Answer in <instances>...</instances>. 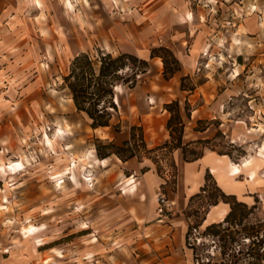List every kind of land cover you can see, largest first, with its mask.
Wrapping results in <instances>:
<instances>
[{"label": "rangeland", "instance_id": "374dc122", "mask_svg": "<svg viewBox=\"0 0 264 264\" xmlns=\"http://www.w3.org/2000/svg\"><path fill=\"white\" fill-rule=\"evenodd\" d=\"M84 3H53L45 21L37 19L38 27L30 38L31 54L23 57L21 50L9 57L8 63L0 64V91L3 95L7 90L14 91L10 103H20L22 109L31 107V112L24 115L25 123L20 118L22 110L15 114L17 122L9 123L15 132V144L9 148L0 146L4 156L0 164V264H103L104 243L92 242L95 238L91 236L89 214L93 210L88 211L85 198L88 187L96 185L98 198L111 188L105 186L103 168L96 166L98 158L110 156V167H115L120 163L118 158L125 161L131 155L149 157L159 169L168 171L173 186V150L187 141L184 135L188 119L201 115L200 111L193 112L188 102H179L178 116V99L157 107L149 96L164 69L161 64L150 60L145 63L136 56L135 60L118 62L113 73L112 101L117 108L108 110L115 136L104 139L100 131L95 132L92 119L76 107L64 76L70 74L73 58L80 52L91 55L97 73L103 55L110 53L116 58L124 52L103 47L102 18L79 12L78 8L86 7ZM198 3L210 5L220 31L217 41L221 47H213V52L220 54L211 57L210 65L203 64V72L219 82L220 92L228 90L232 96L224 108L222 121L227 126L209 142L187 148V156L192 158L204 148L223 152L231 163L242 159L239 166L231 164L232 170L234 166L239 171L250 169L251 176L258 180V169L264 165L263 143L233 141L230 132L237 136L238 128L231 125L235 122L264 131V0ZM245 20L258 21L262 29L246 34L242 30ZM156 52L171 61L168 52ZM109 77L97 82L103 83ZM188 87H193L189 80L183 81L182 88ZM95 90L96 87L90 89ZM104 104L110 106L96 99L86 103L91 109H101ZM206 122L199 120L195 129L203 130ZM247 160L251 163L245 165ZM93 165L99 174L89 171ZM47 171L48 178H54L50 176L52 171L62 172L53 185L44 181ZM77 172L82 183L80 202L73 191ZM95 174L102 178L98 183ZM57 183L60 188L56 191ZM208 194L211 204L221 199L213 181L209 182ZM248 201L252 202V198ZM214 217L220 218L221 213ZM191 234L198 264H264V197L253 204L236 205L228 222L211 229L198 225Z\"/></svg>", "mask_w": 264, "mask_h": 264}, {"label": "crops", "instance_id": "0c3cea01", "mask_svg": "<svg viewBox=\"0 0 264 264\" xmlns=\"http://www.w3.org/2000/svg\"><path fill=\"white\" fill-rule=\"evenodd\" d=\"M57 1L0 0L1 65L8 63V58L20 54L21 50L23 57L31 54L30 38L38 27L37 19L44 22L49 9ZM83 1L86 7L78 8L79 12L102 18L104 48L117 49L161 64L162 70L163 59L158 55L152 57L153 50L164 47L173 52L179 68L169 79L164 77L163 70L156 88L149 96L155 100L157 107L178 99L181 104L188 102L193 112H201L198 118L193 115L188 119L184 135L187 141L173 150V186L168 171L159 169L158 164L149 157L134 156L125 161L118 158L120 163L115 164V167H110L113 161L110 156L98 158L96 166L103 168L105 186L110 185L111 188L100 198L95 195L96 185L87 188V209L93 210L89 214L93 229L91 236L95 238L92 242L104 243L103 264H198L195 239L187 232L198 225L208 227L219 223L231 211V203L223 199L217 203L208 202L207 177L215 184L217 193L234 196L237 201L253 204L264 197V165L258 169L259 179L256 180L251 176L250 169L233 171L231 164L239 166L242 159L231 163L227 161L229 155L223 152L204 148L192 158L187 156V148L209 142L216 138L220 128L227 126L222 120L226 103L232 95L228 90L220 92L219 82L202 69L203 64L210 65L211 57L220 54L219 51L213 52V47H221L217 41L220 31L214 22V11L209 4L200 5L198 0ZM242 26L246 34L262 29V24L253 20H245ZM186 80L193 87L183 89L182 83ZM14 95L15 92L11 90H7L4 95L0 91V146L4 148L15 144V132L9 123L17 122V110H22L23 117L20 118L23 123L27 121V113L31 112V107L23 106L22 109L20 103H10ZM163 111L165 113L167 110ZM201 119L207 120V127L196 130ZM231 125L233 129L238 128L237 136L234 137L232 130L230 132L233 141L247 140V143H263L264 146V131L250 128L247 123L235 122ZM94 130L97 133L100 131L98 134L104 139L115 136L111 125L99 126ZM3 157L0 153V164ZM89 171L99 174L94 165ZM61 173L53 174L52 171L50 176L54 178H48L47 171L43 175L44 181L53 185ZM97 174L94 178L96 183L102 180ZM75 176L77 183L73 191L80 202L79 185L82 186V183L78 172ZM58 184L55 185L56 191L60 188ZM160 188L174 202L171 213L161 214L158 211L156 194ZM251 198L252 202L248 201ZM218 213H221V217L215 218Z\"/></svg>", "mask_w": 264, "mask_h": 264}, {"label": "trees", "instance_id": "16d2710c", "mask_svg": "<svg viewBox=\"0 0 264 264\" xmlns=\"http://www.w3.org/2000/svg\"><path fill=\"white\" fill-rule=\"evenodd\" d=\"M158 50L168 52L171 61H168L165 54L157 53L156 51ZM156 55L162 57L164 62V77L166 79H169L179 68L178 60L176 59V57L174 56L173 52L170 49L164 47H161L159 49H154L152 52V57ZM125 58L135 60L137 57L130 53H123L122 55L116 58H114L110 53L103 55L99 72L97 73L94 68V62L92 60L91 55L89 53L80 52L73 58L70 74L64 76V80L71 91L72 98L74 100L76 107L78 108V110L85 112L92 119L91 125L94 128L99 126L110 125V119L112 114L109 112L108 108L109 107H112L114 109L117 108V105L112 101V98L114 96V85H115L114 83L115 79L113 73L117 69V63L123 61ZM141 61L145 63L148 62L145 59H141ZM171 64H176V66L172 67ZM108 76L111 77H109V79L104 81L103 83H100L99 81L97 82V80L105 79ZM72 79L74 80V82H72ZM93 87H96V90L90 91V89ZM94 99H96L98 102L104 101V103L107 104L109 103L110 106L104 104V106L101 109H98L97 107L91 109L86 105V103ZM176 104L178 107V116H181L179 101H176ZM106 156L107 155H104L103 157ZM209 182H210V178L208 176L206 186H209ZM219 196L221 197V199L231 203V211L223 221L219 223L210 224L207 227V229L209 228L211 229L225 222H228L235 213L236 205H241V206L247 205L244 202L235 200L234 196H228L225 195L224 193L219 194ZM218 201L219 200L215 201L214 203H217ZM192 230L193 228H191V230L187 232V235L191 234ZM195 257L199 263L200 261L197 253Z\"/></svg>", "mask_w": 264, "mask_h": 264}, {"label": "built area", "instance_id": "2783aa9c", "mask_svg": "<svg viewBox=\"0 0 264 264\" xmlns=\"http://www.w3.org/2000/svg\"><path fill=\"white\" fill-rule=\"evenodd\" d=\"M158 211L161 214H168L173 211L174 202L169 199L166 191L159 189L157 194Z\"/></svg>", "mask_w": 264, "mask_h": 264}, {"label": "bare ground", "instance_id": "6f19581e", "mask_svg": "<svg viewBox=\"0 0 264 264\" xmlns=\"http://www.w3.org/2000/svg\"><path fill=\"white\" fill-rule=\"evenodd\" d=\"M58 129H62V127H59ZM59 131H61V130H59ZM249 159V158H248ZM251 163V161L250 160H247L246 161V163H245V165H248V164H250ZM233 170H235V171H239V167L238 166H234L233 167Z\"/></svg>", "mask_w": 264, "mask_h": 264}]
</instances>
